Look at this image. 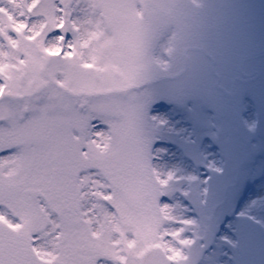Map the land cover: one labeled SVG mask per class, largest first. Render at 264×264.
I'll return each instance as SVG.
<instances>
[{
  "label": "snow or ice",
  "instance_id": "obj_1",
  "mask_svg": "<svg viewBox=\"0 0 264 264\" xmlns=\"http://www.w3.org/2000/svg\"><path fill=\"white\" fill-rule=\"evenodd\" d=\"M196 15L191 0H0V264H184L151 128Z\"/></svg>",
  "mask_w": 264,
  "mask_h": 264
},
{
  "label": "rangeland",
  "instance_id": "obj_2",
  "mask_svg": "<svg viewBox=\"0 0 264 264\" xmlns=\"http://www.w3.org/2000/svg\"><path fill=\"white\" fill-rule=\"evenodd\" d=\"M207 38L197 43L217 56L216 70L230 89L232 79L240 74L243 54L256 41L252 46L246 40L215 34ZM258 60L247 63L248 73L257 64L263 67L264 57ZM192 61L189 70L175 80L157 83L165 89L166 98L160 101L163 108L152 109L164 121L151 128L152 165L162 176H172L161 200L170 205L177 221L169 227L183 228V238L192 240L205 233L211 220L225 222L233 215L235 219L225 223L215 249L202 264H262L254 254L264 262V71L256 82H238L233 102L217 85L210 61L201 53H195ZM254 105L262 112L261 129L259 119L253 122ZM216 130H220L218 135ZM222 164L226 169L219 174ZM208 174L213 176L206 200ZM248 183L255 190L234 212L235 201Z\"/></svg>",
  "mask_w": 264,
  "mask_h": 264
},
{
  "label": "flooded vegetation",
  "instance_id": "obj_3",
  "mask_svg": "<svg viewBox=\"0 0 264 264\" xmlns=\"http://www.w3.org/2000/svg\"><path fill=\"white\" fill-rule=\"evenodd\" d=\"M256 0H254L253 1V3L251 4V7H254L255 6V4H254V2H255ZM196 12H197V16L199 15V13L201 12V11H199V10H196ZM250 12V11H249ZM263 12H264V10H263ZM194 18H195V16L192 18V20H191V22H190V24H192L193 23V21H194ZM207 18V17H206ZM255 18V17H254ZM255 19H259V20H263L264 19V17H262V16H260V17H257V18H255Z\"/></svg>",
  "mask_w": 264,
  "mask_h": 264
},
{
  "label": "water",
  "instance_id": "obj_4",
  "mask_svg": "<svg viewBox=\"0 0 264 264\" xmlns=\"http://www.w3.org/2000/svg\"><path fill=\"white\" fill-rule=\"evenodd\" d=\"M211 238H212V235H211ZM207 239L209 240V237H207Z\"/></svg>",
  "mask_w": 264,
  "mask_h": 264
}]
</instances>
